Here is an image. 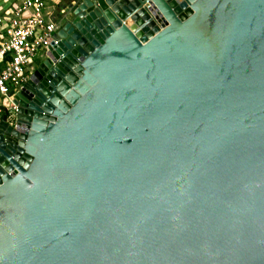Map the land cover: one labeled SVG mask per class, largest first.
<instances>
[{
  "label": "water",
  "instance_id": "95a60500",
  "mask_svg": "<svg viewBox=\"0 0 264 264\" xmlns=\"http://www.w3.org/2000/svg\"><path fill=\"white\" fill-rule=\"evenodd\" d=\"M0 122V264H264V0H73Z\"/></svg>",
  "mask_w": 264,
  "mask_h": 264
},
{
  "label": "built area",
  "instance_id": "2783aa9c",
  "mask_svg": "<svg viewBox=\"0 0 264 264\" xmlns=\"http://www.w3.org/2000/svg\"><path fill=\"white\" fill-rule=\"evenodd\" d=\"M63 0H1L0 2V122L17 125L18 93L36 68L50 55L58 41L54 35L61 26L59 16L47 11Z\"/></svg>",
  "mask_w": 264,
  "mask_h": 264
},
{
  "label": "crops",
  "instance_id": "0c3cea01",
  "mask_svg": "<svg viewBox=\"0 0 264 264\" xmlns=\"http://www.w3.org/2000/svg\"><path fill=\"white\" fill-rule=\"evenodd\" d=\"M73 0H63L61 5L57 6V7H50L47 9V11H50L52 14L51 16L54 18L57 16V14L59 13L60 9L64 8L66 5L70 4V2H72Z\"/></svg>",
  "mask_w": 264,
  "mask_h": 264
},
{
  "label": "rangeland",
  "instance_id": "374dc122",
  "mask_svg": "<svg viewBox=\"0 0 264 264\" xmlns=\"http://www.w3.org/2000/svg\"><path fill=\"white\" fill-rule=\"evenodd\" d=\"M0 2H1V0H0Z\"/></svg>",
  "mask_w": 264,
  "mask_h": 264
}]
</instances>
